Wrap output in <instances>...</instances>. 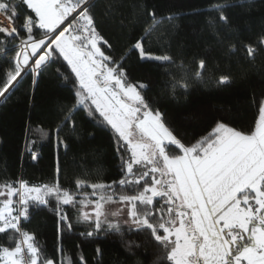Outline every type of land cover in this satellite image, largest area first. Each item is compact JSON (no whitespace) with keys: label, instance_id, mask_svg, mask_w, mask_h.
<instances>
[{"label":"snow or ice","instance_id":"6c2138e0","mask_svg":"<svg viewBox=\"0 0 264 264\" xmlns=\"http://www.w3.org/2000/svg\"><path fill=\"white\" fill-rule=\"evenodd\" d=\"M248 2L212 3L209 10L218 15L209 19V27L217 35L232 33L227 10ZM108 7L118 9L115 3ZM96 8L97 0H0V63L7 65L0 99L6 100L25 77L31 75L34 87L46 69L64 67L66 61L70 71L57 68L56 73L71 82L75 102L66 111L60 106L64 116L55 129L57 151L69 147L59 135L62 125L75 131L74 114L86 110L113 133L119 160V179L114 180L86 175L76 177L74 187H65L57 161L50 183H0V234L7 238L0 243V264H77L64 247L72 235H118L129 253L142 246L125 240L126 234L141 236L146 251L153 246L158 250L152 264H264V93L253 100L258 108L254 127L237 128L221 119L198 139L178 138L166 113L147 97L149 84L133 82L125 63L135 52L140 61L164 68L166 88L174 97L186 95L191 80L206 83L205 59L196 62L189 77L183 61L177 65L168 54L179 14L162 15L145 7L141 33L117 59L106 54L112 45L98 31ZM261 48L264 35L244 46L247 59L254 61ZM173 67L184 75L177 78ZM231 80L221 75L216 83ZM33 132L41 139L49 133L39 125L26 128V151L37 160V141L28 138ZM41 208L55 217V259L26 227L33 211ZM96 251L102 255L99 247ZM78 264H87L82 254Z\"/></svg>","mask_w":264,"mask_h":264},{"label":"trees","instance_id":"16d2710c","mask_svg":"<svg viewBox=\"0 0 264 264\" xmlns=\"http://www.w3.org/2000/svg\"><path fill=\"white\" fill-rule=\"evenodd\" d=\"M215 2L220 0H97L98 31L112 45L106 54L117 59L134 43L133 37L141 33L145 7H155L162 15L179 14L174 22L177 27L172 30L168 54L175 58L177 65L183 61L189 77L197 67L196 62L205 59L207 82L191 80L188 93L174 97L166 88L168 77L164 68L140 61L135 52L128 54L125 68L133 82L149 84L147 97L156 101L154 107L166 113L174 134L186 141L198 139L221 119L237 128L254 127L258 108L253 100L264 93V48L259 50L254 61L247 59L244 49L245 45L255 44L264 35V0H249L242 8L228 9L234 31L219 35L208 25L209 19L218 15L209 10V5ZM113 3L118 9L108 7ZM230 45H235V50H230ZM151 48L159 54L155 43ZM63 64L64 67L53 64L46 69L34 87L31 75L25 77L8 93L6 100L0 99V183L17 179L31 184L50 183L56 178L57 161L61 169L60 180L65 187H74V179L86 175L93 180L97 174L106 180L119 179L113 133L107 127L99 126L86 110L74 114L75 131L62 125L59 135L66 138L69 147L65 150L61 146L57 151L55 129L64 116L60 106L64 105L66 111L75 102L71 82L56 73L57 68L63 73L70 71L67 62ZM6 67L0 63V79H3ZM171 71L177 78L184 75L178 67ZM221 75L230 76L231 82L218 86L216 79ZM4 124H10L11 128H4ZM29 125L32 128L39 125L49 133L44 139L37 132L28 137L37 141L34 149L39 157L37 160H33L25 148ZM26 227L37 233L40 243L55 259L53 213L45 208L33 211L31 223ZM83 230L81 227L77 232ZM124 239L142 246L129 253L118 235L99 239L72 235L65 238L64 247L77 264L80 254L87 264H137V261L152 264L156 260L158 250L153 246L146 251L141 236L126 234ZM0 243H7L2 234ZM97 247L102 250V255L97 254Z\"/></svg>","mask_w":264,"mask_h":264},{"label":"rangeland","instance_id":"374dc122","mask_svg":"<svg viewBox=\"0 0 264 264\" xmlns=\"http://www.w3.org/2000/svg\"><path fill=\"white\" fill-rule=\"evenodd\" d=\"M4 126H6V127H4ZM4 126H2V127L7 128V127H9L11 125L10 124H4ZM9 128H11V127H9Z\"/></svg>","mask_w":264,"mask_h":264}]
</instances>
